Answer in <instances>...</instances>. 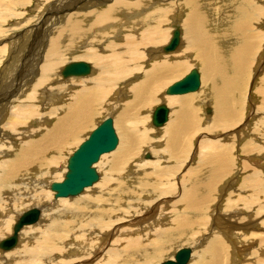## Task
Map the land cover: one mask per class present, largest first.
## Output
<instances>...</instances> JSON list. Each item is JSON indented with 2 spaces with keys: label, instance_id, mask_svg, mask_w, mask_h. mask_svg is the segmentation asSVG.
<instances>
[{
  "label": "bare ground",
  "instance_id": "obj_1",
  "mask_svg": "<svg viewBox=\"0 0 264 264\" xmlns=\"http://www.w3.org/2000/svg\"><path fill=\"white\" fill-rule=\"evenodd\" d=\"M29 2L0 0V22ZM54 3L72 6L46 5L24 32L0 30V264H151L183 243L199 246L186 264H264V116L250 139L243 132L264 111V75L252 88L264 69V0ZM78 59L90 73L64 75ZM192 65L199 88L168 93ZM255 95L260 107L244 113ZM159 102L169 117L153 128ZM111 112L118 143L95 164L99 178L57 197L51 185L65 178L72 146ZM148 150L154 157L142 158ZM247 169L224 201L231 177ZM29 209L39 221L2 247Z\"/></svg>",
  "mask_w": 264,
  "mask_h": 264
},
{
  "label": "water",
  "instance_id": "obj_2",
  "mask_svg": "<svg viewBox=\"0 0 264 264\" xmlns=\"http://www.w3.org/2000/svg\"><path fill=\"white\" fill-rule=\"evenodd\" d=\"M179 31L175 30L171 46L172 49L179 44ZM91 65L84 60L71 61L63 69L64 75H85L90 73ZM201 73L197 67H192L182 78L173 82L167 88L170 94H180L194 91L200 86ZM169 117V107L165 104L157 105L152 117L155 126L163 125ZM118 143V135L115 130L112 116L104 118L85 138L68 158L67 172L62 181H55L51 188L58 196H75L92 185L98 178L99 173L95 164L101 155L113 150ZM39 218L37 209H29L16 223L13 235L4 240L1 246L12 247L17 243V232L25 223H32ZM191 248L189 246L179 249L174 258H168L157 264H186L190 259Z\"/></svg>",
  "mask_w": 264,
  "mask_h": 264
},
{
  "label": "rangeland",
  "instance_id": "obj_3",
  "mask_svg": "<svg viewBox=\"0 0 264 264\" xmlns=\"http://www.w3.org/2000/svg\"><path fill=\"white\" fill-rule=\"evenodd\" d=\"M55 1H57V0H31V2H29L28 4H30V5H28V4H26V5H21V6H19V7H22V8H20V9H17V11H20V14L19 15H15V16H10V17H7V19H5V20H7V23H2V22H0V26L2 25V27L0 28V30H3L4 32H3V34L4 33H6V34H4V35H8L9 34V32H12V31H15V32H17V33H21V32H24L27 28H29V26H31L32 24H35L36 22H38V20H39V18L40 17H42L46 12L44 11L47 7H46V5L48 6V5H50V10L52 11V12H54V11H60L61 10V7L63 6L61 3H54ZM53 3V4H52ZM38 4H39V6H38ZM52 4V5H51ZM76 4V3H75ZM29 6V7H28ZM41 6V7H40ZM72 6V4H66V5H64L63 6V8L62 9H67V8H69V7H71ZM27 8V9H26ZM32 9H34V10H32ZM55 9V10H54ZM73 10H75V9H71V11H73ZM44 13V14H43ZM68 13V12H67ZM66 12H64V13H60L61 15L62 14H67ZM24 14V15H23ZM51 16H56V15H52V13H51ZM31 22V23H30ZM171 21H169L168 23H170ZM29 23V24H28ZM39 23V22H38ZM12 27H13V30H12ZM11 28V29H10ZM12 30V31H11ZM172 30L173 29H171V31L170 32H172ZM180 32H181V30H180ZM172 34H173V32H172ZM40 35V36H39ZM41 35H42V32H40L39 34H38V36L36 37V36H33L32 37V39L33 40H31V42L30 43H33V44H38V43H40V38H41ZM180 39H181V35H180ZM165 43H166V41L164 42V43H162V44H160L159 45V48L160 47H162V46H164L165 45ZM179 45H181L180 43H179ZM178 45V48L180 47ZM170 53V52H169ZM8 56V55H7ZM10 58V55L8 56V59ZM22 59V58H21ZM147 59V58H146ZM82 60H85V59H82ZM74 61H81V60H74ZM89 61V60H88ZM69 63V62H68ZM194 66H196V67H198L199 68V66L198 65H192L190 68H192V67H194ZM263 71V72H262ZM259 74H258V76H256L255 77V81L252 83V88L253 89H255L256 88V85H257V83L260 81V79H261V77L264 75V69L262 70ZM180 79V78H179ZM178 80V79H177ZM174 81H176V80H174ZM173 81V82H174ZM257 81V82H256ZM173 82H171V83H173ZM263 82H264V78H263ZM170 83V84H171ZM255 86H254V85ZM253 89H252V91H253ZM201 90V88L199 89V91ZM196 92H198V91H196ZM190 93H193V92H190ZM161 94L163 95H165V90L163 89L162 90V92H161ZM184 94V93H183ZM253 94V93H252ZM181 95V94H180ZM167 97V96H166ZM253 102H254V104H253ZM253 102L251 101V103H252V106H250L249 104L246 106L247 108L243 111L244 113L245 112H247L251 107L253 108V109H255L256 110V108H257V110H258V108L260 107V104H261V102H260V100H259V97L257 96V95H255V98H254V100H253ZM259 102V103H258ZM160 103H162V102H159V103H157V104H155L154 106H156V105H158V104H160ZM243 103H244V100L242 99V97H240V104H241V106L243 107ZM247 103H249V99L247 100ZM257 104V105H256ZM254 106H256V108L254 107ZM206 109V107L203 109V111H201V112H203V115L205 116V117H209V115H210V113L207 111V109ZM259 112L258 113H256L254 116H253V118L252 117H249V119H248V121L247 122H245L244 124H245V126H246V129H244V133L245 134H248L246 137H245V139H250L251 138V135H252V133H253V129L255 128L254 126H256L255 125V121L257 120V119H259V117H261V116H264V111L263 110H258ZM261 112H263V113H261ZM113 115V116H112ZM105 116H112L113 117V120H114V126H115V115H114V113L113 112H111V113H106V115ZM105 118V117H104ZM101 121V120H100ZM99 121V122H100ZM152 126H153V128L155 127L156 128V126H154L153 124H152ZM244 125H242L241 126V128L243 127ZM249 127V128H248ZM95 128V127H94ZM93 128V129H94ZM115 128H116V126H115ZM91 131V129L89 128V129H87L85 132H83L84 134H83V138H82V135H81V137H80V139L79 140H77L78 141V143L77 144H74V146H72L73 147V150H75V148L74 147H76L77 148V146L79 145V142L81 143V141H83L87 136H88V134L90 133V131ZM252 130V131H251ZM116 131H117V128H116ZM246 131V132H245ZM118 134V133H117ZM219 133H215L214 134V136H216L217 137V135H218ZM155 136V135H154ZM158 136V135H157ZM156 137V136H155ZM83 139V140H82ZM120 139V138H119ZM244 139V140H245ZM227 143H229V141H227ZM197 143H195L194 142V144H193V148H194V146L196 145ZM77 145V146H76ZM71 147V148H72ZM156 149H158V148H156ZM73 150H72V152H73ZM152 150V149H151ZM262 151H264V148L262 149ZM72 152H70L69 153V155L72 153ZM260 152H261V150H260ZM146 154H150L151 156L149 157V155H146ZM244 154H246V153H244V152H237L236 153V157H237V161H239V159L240 158H242V159H240L241 160V164L244 162V159L243 158H245V155ZM144 156L142 157V158H144V159H152L153 157H154V153H152L151 151H146L144 154H143ZM147 157V158H146ZM149 157V158H148ZM250 159V160H249ZM263 160V159H262ZM246 162L249 164V168H252V167H254V165H256V163H255V161H254V158L253 159H251L250 157H246ZM66 164V163H65ZM65 164H64V166H65ZM251 165V166H250ZM239 168H240V166H239ZM236 169H237V167H236ZM66 170V169H65ZM99 172H100V174H101V171L99 170ZM247 172H249V170L247 169V170H245V172L243 171V172H239V174L238 175H233L231 178H233V183L232 184H234V185H231V187L229 188V190H228V193H227V195L225 196V198H224V201H225V199H226V197L228 196V195H230V193L229 192H231V191H236V192H238V186L239 185H241V184H245V182H246V179H245V177H246V175L248 174ZM56 175V174H55ZM62 180H63V178H62ZM61 181V180H60ZM245 181V182H244ZM98 183V182H97ZM96 183V184H97ZM236 185V186H235ZM89 188V187H88ZM91 189H92V187H90ZM47 189L48 190H50V188L49 187H47ZM53 192V191H52ZM226 192V191H225ZM242 192V191H241ZM82 193H84V192H82ZM81 193V194H82ZM80 195V194H79ZM78 196V195H77ZM73 197H75V196H73ZM67 198H72V197H67ZM53 199H54V195H53ZM54 200H56V199H54ZM218 201H219V199H215L214 200V202H215V204L216 203H218ZM224 203V202H223ZM171 204V203H170ZM31 205H33L32 204V202L31 203H27V204H25L24 205V207H23V210H25V209H27V208H30V207H32ZM146 205V204H145ZM148 206V205H147ZM147 206H145V208L147 207ZM216 206H218L217 204H216ZM142 207H144V206H142ZM223 207V206H222ZM39 208V207H38ZM40 209V208H39ZM134 211L132 212V209H130V214H132V213H138V211L140 210V212L141 213H143V208H140V209H138V211H137V209L135 208V209H133ZM217 210H219L220 211V209H218L217 208ZM41 211V210H40ZM43 213V212H42ZM39 221V220H38ZM35 224H37V223H35ZM32 225H34V224H32ZM192 246L193 248H194V253L196 254L197 253V251L199 250V246H198V248L197 247H195L194 246V244L193 243H183V244H177V245H174L173 247H172V249L171 250H169L168 252H167V254L163 257V258H161V259H159L158 261H155V262H153V263H151V264H155V263H157V262H160V261H162V260H165V259H168V258H173V256H174V253H175V251L179 248V247H182V246ZM169 254V255H168ZM168 255V256H167Z\"/></svg>",
  "mask_w": 264,
  "mask_h": 264
}]
</instances>
